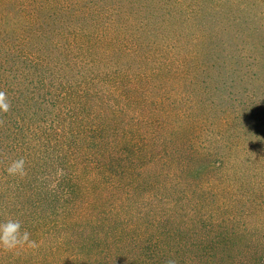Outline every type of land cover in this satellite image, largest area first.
<instances>
[{"label": "trees", "instance_id": "trees-1", "mask_svg": "<svg viewBox=\"0 0 264 264\" xmlns=\"http://www.w3.org/2000/svg\"><path fill=\"white\" fill-rule=\"evenodd\" d=\"M0 91V222L82 233L68 264H264V0H0Z\"/></svg>", "mask_w": 264, "mask_h": 264}, {"label": "rangeland", "instance_id": "rangeland-1", "mask_svg": "<svg viewBox=\"0 0 264 264\" xmlns=\"http://www.w3.org/2000/svg\"><path fill=\"white\" fill-rule=\"evenodd\" d=\"M82 233H79L75 238L71 239L69 247H65L63 250H58L55 245L58 242V234L47 238L44 247L38 246L35 248H17L10 252L11 260L16 261V264H68L72 258L78 256L80 252V246L84 242L81 237ZM34 241H39L36 237H32ZM20 249V250H19ZM5 250H0V255L3 256Z\"/></svg>", "mask_w": 264, "mask_h": 264}, {"label": "clouds", "instance_id": "clouds-1", "mask_svg": "<svg viewBox=\"0 0 264 264\" xmlns=\"http://www.w3.org/2000/svg\"><path fill=\"white\" fill-rule=\"evenodd\" d=\"M10 103L4 91H0V111L7 112ZM8 175L23 177L27 174L24 159L18 158L12 161L6 169ZM38 247L36 241L31 239V234L27 230H22L19 220L7 219L0 222V249L12 251L23 247ZM167 264H174L173 261H167Z\"/></svg>", "mask_w": 264, "mask_h": 264}]
</instances>
